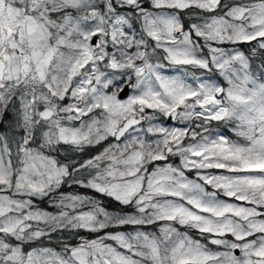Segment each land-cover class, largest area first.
I'll return each mask as SVG.
<instances>
[{"label":"snow or ice","instance_id":"snow-or-ice-1","mask_svg":"<svg viewBox=\"0 0 264 264\" xmlns=\"http://www.w3.org/2000/svg\"><path fill=\"white\" fill-rule=\"evenodd\" d=\"M0 264H264V0H0Z\"/></svg>","mask_w":264,"mask_h":264},{"label":"trees","instance_id":"trees-1","mask_svg":"<svg viewBox=\"0 0 264 264\" xmlns=\"http://www.w3.org/2000/svg\"><path fill=\"white\" fill-rule=\"evenodd\" d=\"M246 47V46H245ZM82 192H83V190H81ZM90 194V193H89ZM47 210L48 211H54V209L52 208V207H50V206H48L47 207ZM111 210V209H110ZM82 234H85V233H82ZM68 234L67 233H63V236H67ZM76 240H78V237H72L70 240H69V242H71V243H74V242H76ZM57 243V241H56V239H55V234H53V244H56Z\"/></svg>","mask_w":264,"mask_h":264},{"label":"rangeland","instance_id":"rangeland-1","mask_svg":"<svg viewBox=\"0 0 264 264\" xmlns=\"http://www.w3.org/2000/svg\"><path fill=\"white\" fill-rule=\"evenodd\" d=\"M61 235H63V233Z\"/></svg>","mask_w":264,"mask_h":264},{"label":"water","instance_id":"water-1","mask_svg":"<svg viewBox=\"0 0 264 264\" xmlns=\"http://www.w3.org/2000/svg\"><path fill=\"white\" fill-rule=\"evenodd\" d=\"M238 254V253H237Z\"/></svg>","mask_w":264,"mask_h":264}]
</instances>
